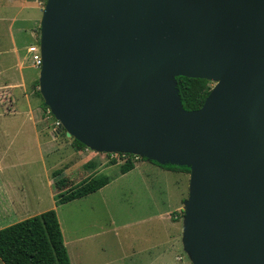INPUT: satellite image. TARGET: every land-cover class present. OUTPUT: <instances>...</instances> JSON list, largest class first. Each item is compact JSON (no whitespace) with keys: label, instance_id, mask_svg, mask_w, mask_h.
<instances>
[{"label":"water","instance_id":"95a60500","mask_svg":"<svg viewBox=\"0 0 264 264\" xmlns=\"http://www.w3.org/2000/svg\"><path fill=\"white\" fill-rule=\"evenodd\" d=\"M39 46L68 137L190 168L192 264H264V0H46ZM177 76L215 82L201 107Z\"/></svg>","mask_w":264,"mask_h":264},{"label":"rangeland","instance_id":"374dc122","mask_svg":"<svg viewBox=\"0 0 264 264\" xmlns=\"http://www.w3.org/2000/svg\"><path fill=\"white\" fill-rule=\"evenodd\" d=\"M45 2L46 0L39 2L40 20ZM37 33L39 38L40 21ZM36 71L40 72V67ZM214 84L211 80L210 86ZM36 89H39V86L31 87L34 91L33 105L38 113L37 126L39 130L49 133L47 138L36 140L34 124L25 114L0 117V155H5L6 162V165L0 166V197L15 194L19 186L20 189L23 188V194L27 191L31 199L27 208L19 210L18 214L0 215V228L48 209L56 210L69 241L71 231L78 230L79 226L88 229L92 222L109 225L113 220L116 222L114 226L130 223L127 228H119L116 235L112 232L104 237L108 242L110 239L116 242L113 244L116 249L112 251L118 256L121 255L119 243L129 240L130 235L135 243L143 242V239H151L155 228L163 224L166 227V235H179L183 228L182 208L184 200L188 197L190 172L164 170L144 158L137 161L139 165L146 166L144 170L140 167L133 172L122 174L121 163L113 164L108 155L97 153L90 148L77 150L73 137H68L66 130L57 125V119L50 110L44 108L43 97ZM6 130L9 134H6ZM17 162L20 164L15 165ZM57 169H61V173L66 171L68 176L58 180L59 176H53ZM94 174H107L111 182L87 198L66 204L59 202V192ZM54 179L66 184L58 187L57 182H50ZM181 201V208L177 209ZM157 212H164L163 217H154ZM69 250L74 264H77L76 244L70 243ZM183 255L184 263L192 264L184 249ZM0 264H4L1 259Z\"/></svg>","mask_w":264,"mask_h":264},{"label":"crops","instance_id":"0c3cea01","mask_svg":"<svg viewBox=\"0 0 264 264\" xmlns=\"http://www.w3.org/2000/svg\"><path fill=\"white\" fill-rule=\"evenodd\" d=\"M39 2L40 0H0V117L27 115V118L34 124L37 141L40 140L39 138H47L49 134L39 130L37 126L38 113L33 105L32 93L34 91L31 90V87L38 88L36 83L39 80V71H36L38 67L33 64L32 54L29 51V46L38 42ZM6 134H9L8 130H6ZM52 137L54 138L53 133ZM49 149L52 150L51 147ZM16 164H20V162ZM4 165H6L5 155L1 154L0 166ZM140 167L142 170L146 168L145 165H139L137 162L133 169L122 174L133 172ZM164 170L171 171L166 168ZM64 172L60 173L59 177L56 176L59 178L58 180L68 176L66 171ZM50 182L55 184L57 181L54 179ZM108 184L98 191L107 187ZM96 192L79 199L87 198ZM30 200L27 191L23 194V188L20 189L18 186V191L15 194L0 197V215L18 214L27 208ZM182 201L177 209L181 208ZM163 215L164 212H157L154 217L159 218ZM60 224L71 264L74 262L69 250L70 243L76 244L77 264H186V262L184 263L182 244L183 228L179 235L171 236L166 235V227L163 224L155 228L151 239H143V242L137 241L136 243L132 239L133 236L130 235L129 240L119 243L121 255L118 256L116 252L112 251L116 249V246L113 245L116 242H112L111 239L108 242L104 237L112 232L116 235L119 228H127L130 223L114 226L116 222L113 220L109 225H98L92 222L88 229L79 226L78 230L71 231L69 235L71 241L67 239L61 220ZM147 230L149 231V229ZM76 232L77 234H75Z\"/></svg>","mask_w":264,"mask_h":264},{"label":"trees","instance_id":"16d2710c","mask_svg":"<svg viewBox=\"0 0 264 264\" xmlns=\"http://www.w3.org/2000/svg\"><path fill=\"white\" fill-rule=\"evenodd\" d=\"M176 80L182 105L188 110L201 107L212 88L210 81L203 78L177 76ZM36 86H39V80ZM36 92L42 97L39 89ZM44 108L49 109L45 103ZM73 142L77 150L88 148L75 138ZM110 161L113 164L118 162L116 159ZM153 163L173 171L190 172L187 166L161 165L154 161ZM134 167L135 162L129 158L121 163L120 171L126 173ZM60 173L61 169H57L53 172V176H58ZM110 181L111 178L107 174L89 176L78 184L59 192V202L64 204L87 196L103 188ZM63 184L66 182L57 181L56 185L60 187ZM0 259L4 264H71L56 210L48 209L0 228Z\"/></svg>","mask_w":264,"mask_h":264},{"label":"built area","instance_id":"2783aa9c","mask_svg":"<svg viewBox=\"0 0 264 264\" xmlns=\"http://www.w3.org/2000/svg\"><path fill=\"white\" fill-rule=\"evenodd\" d=\"M29 51L32 54V61L36 67H40L42 60H41V53H40V46L39 42H36L35 44H32L29 46ZM57 125H60V122L57 120ZM94 151V150H93ZM97 152V151H95ZM99 153V152H97ZM105 155H108L109 159H116L118 162L117 163H124L126 160L131 158L135 163L137 161L141 160L140 155L137 154H132V153H122V152H107L104 153Z\"/></svg>","mask_w":264,"mask_h":264}]
</instances>
